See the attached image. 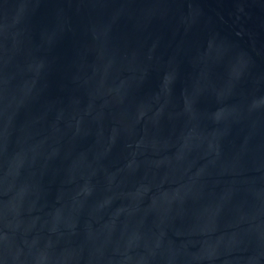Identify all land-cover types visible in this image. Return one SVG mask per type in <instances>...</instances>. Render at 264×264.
Returning a JSON list of instances; mask_svg holds the SVG:
<instances>
[{"label":"water","instance_id":"1","mask_svg":"<svg viewBox=\"0 0 264 264\" xmlns=\"http://www.w3.org/2000/svg\"><path fill=\"white\" fill-rule=\"evenodd\" d=\"M0 264H264V0H0Z\"/></svg>","mask_w":264,"mask_h":264}]
</instances>
